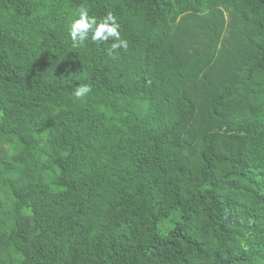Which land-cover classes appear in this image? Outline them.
Listing matches in <instances>:
<instances>
[{
    "label": "trees",
    "instance_id": "16d2710c",
    "mask_svg": "<svg viewBox=\"0 0 264 264\" xmlns=\"http://www.w3.org/2000/svg\"><path fill=\"white\" fill-rule=\"evenodd\" d=\"M0 264H264V0H0Z\"/></svg>",
    "mask_w": 264,
    "mask_h": 264
},
{
    "label": "clouds",
    "instance_id": "9594fccd",
    "mask_svg": "<svg viewBox=\"0 0 264 264\" xmlns=\"http://www.w3.org/2000/svg\"><path fill=\"white\" fill-rule=\"evenodd\" d=\"M120 25L117 23V19L111 13L107 14L99 24L95 17H90L88 11L85 8L79 10V18L75 19L70 28V37L74 47L82 45L88 38L89 31H92L93 41H107L109 36H115L119 41L117 44H113V48L127 49V41L120 38L119 34ZM92 91V86L88 84H81L76 86L72 90V95L82 100L87 97Z\"/></svg>",
    "mask_w": 264,
    "mask_h": 264
}]
</instances>
